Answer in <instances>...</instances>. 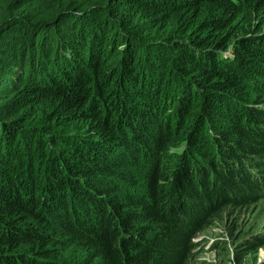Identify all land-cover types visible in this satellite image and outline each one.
Here are the masks:
<instances>
[{
	"label": "trees",
	"instance_id": "16d2710c",
	"mask_svg": "<svg viewBox=\"0 0 264 264\" xmlns=\"http://www.w3.org/2000/svg\"><path fill=\"white\" fill-rule=\"evenodd\" d=\"M263 27L264 0H0V264H189L264 188Z\"/></svg>",
	"mask_w": 264,
	"mask_h": 264
},
{
	"label": "rangeland",
	"instance_id": "374dc122",
	"mask_svg": "<svg viewBox=\"0 0 264 264\" xmlns=\"http://www.w3.org/2000/svg\"><path fill=\"white\" fill-rule=\"evenodd\" d=\"M260 32H264V27ZM59 125L55 124L58 131ZM66 134L78 138L87 135L79 123L70 124ZM117 182L130 186L123 177L118 176ZM257 192L260 195L251 203L228 204L211 218V223L193 240L195 248L189 264H264V188Z\"/></svg>",
	"mask_w": 264,
	"mask_h": 264
}]
</instances>
